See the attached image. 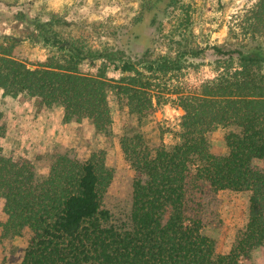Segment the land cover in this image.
I'll use <instances>...</instances> for the list:
<instances>
[{"label":"trees","instance_id":"obj_1","mask_svg":"<svg viewBox=\"0 0 264 264\" xmlns=\"http://www.w3.org/2000/svg\"><path fill=\"white\" fill-rule=\"evenodd\" d=\"M0 4L5 5L3 0ZM179 4L141 0L126 30L139 47L134 58L112 46L89 48L63 40L56 29L69 24L57 14L40 20L29 8L14 13L32 29L35 42L66 58L64 65L28 68L0 44L3 96L58 105L65 122L87 119L99 134L110 125L111 92L124 99L129 113L148 116L154 110L147 92L153 74L176 70L206 50L214 57L216 73L201 83L198 93L179 98V143L150 150L139 136L121 140L122 153L138 175L124 222L112 221L100 207L99 194L111 173L97 156L83 164L57 156L48 176L37 182L28 160L7 158L0 147V238L30 232L20 264H240L264 244V0L247 11L238 26L242 36L232 28L219 46H199L189 19L179 16L166 53L154 55L150 29ZM10 39L0 35V41ZM81 63L97 73H79ZM111 70L118 80L106 77ZM218 126L238 129L224 135L223 156L212 154L206 139ZM209 189L248 193L247 223L227 254H217L214 240L203 233Z\"/></svg>","mask_w":264,"mask_h":264},{"label":"rangeland","instance_id":"obj_2","mask_svg":"<svg viewBox=\"0 0 264 264\" xmlns=\"http://www.w3.org/2000/svg\"><path fill=\"white\" fill-rule=\"evenodd\" d=\"M0 4V35L12 39L0 41L12 55L28 68L44 64L64 65L65 58L32 39V29L17 21L14 13L29 8L31 16L47 20L57 14L69 25L57 28L66 41H77L89 48L112 46L134 58L139 47L126 34L128 25L140 9L141 0H3ZM257 0H180L179 9L168 11L160 25L150 29L154 55L165 54L170 40L176 36L179 16L188 18L190 29L199 46H219L228 40L229 30L244 24V17ZM109 32V33H107ZM175 34L172 37V35ZM32 35V36H31ZM242 36L240 32L237 34ZM241 38V37H240ZM264 45V33L260 38ZM126 42L127 46H124ZM132 43V45H131ZM214 57L206 50L198 58L185 59L176 70L153 74L148 94L153 112L148 116L129 113L124 99L111 92L108 97L110 125L107 133H96L87 119L65 122L63 109L58 105L43 106L34 99L3 96L0 89V138L2 154L13 160H28L37 182L48 176L57 156H66L83 164L89 158L103 163L111 173L108 185L100 192V207L109 212L112 221L127 220L131 206L132 182L138 176L125 159L120 142L123 138L140 137L150 150L158 146L170 148L179 143L180 120L183 115L179 98L196 94L201 83L215 75ZM77 70L84 75L96 74L95 68L81 63ZM264 72V69H263ZM118 80L115 71L106 74ZM229 126H218L206 134L209 150L214 155H226L224 135L237 132ZM248 215V193L229 189L207 190L204 194L203 233L214 240L215 252L227 254L244 230ZM4 217L1 212L0 221ZM30 238L24 230L20 236L0 238V264H20ZM240 264H264V244L254 249Z\"/></svg>","mask_w":264,"mask_h":264}]
</instances>
